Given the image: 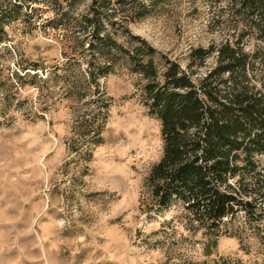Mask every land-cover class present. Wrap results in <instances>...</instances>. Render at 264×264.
Returning a JSON list of instances; mask_svg holds the SVG:
<instances>
[{
	"label": "rangeland",
	"instance_id": "374dc122",
	"mask_svg": "<svg viewBox=\"0 0 264 264\" xmlns=\"http://www.w3.org/2000/svg\"><path fill=\"white\" fill-rule=\"evenodd\" d=\"M92 1L0 0V264H264V214L224 219L212 244L178 204L151 208L162 140L144 81L127 56L88 48L98 30L185 68L235 31L231 0H138L140 18L112 0L90 26Z\"/></svg>",
	"mask_w": 264,
	"mask_h": 264
},
{
	"label": "trees",
	"instance_id": "16d2710c",
	"mask_svg": "<svg viewBox=\"0 0 264 264\" xmlns=\"http://www.w3.org/2000/svg\"><path fill=\"white\" fill-rule=\"evenodd\" d=\"M147 1L157 5L163 0ZM113 2L121 14L130 8L137 18L143 16L138 0ZM230 3L235 31L220 43L192 49L185 68L164 57L155 62V51L143 40L145 51L137 47L133 55L108 35L100 37L98 30L88 43L97 53L114 50L127 56L144 81V105L159 121L162 140V155L146 178L151 208L178 204L190 213L188 221L196 222L188 230H204L212 244L224 219L243 213L257 220L264 214V183L256 160L264 157V0ZM112 6V0H93L86 24L96 20L100 26L101 15ZM5 18L0 11V35ZM209 58L213 62L207 66ZM249 177L255 178L252 185L244 182Z\"/></svg>",
	"mask_w": 264,
	"mask_h": 264
}]
</instances>
